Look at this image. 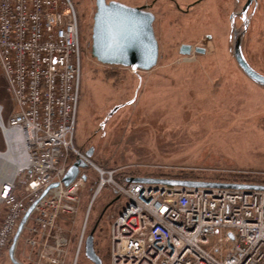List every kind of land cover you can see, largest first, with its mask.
Wrapping results in <instances>:
<instances>
[{
	"label": "built area",
	"instance_id": "built-area-1",
	"mask_svg": "<svg viewBox=\"0 0 264 264\" xmlns=\"http://www.w3.org/2000/svg\"><path fill=\"white\" fill-rule=\"evenodd\" d=\"M0 70L14 105L0 126L6 147L12 135L25 145L21 166L0 183V254L35 202L20 233L32 263L65 264L69 239L58 221L76 214L87 176L79 168L69 184L62 178L79 157L99 177L85 221L105 185L126 198L109 215L108 264H264V190L130 181L154 176L116 175L76 149L80 32L71 0H0Z\"/></svg>",
	"mask_w": 264,
	"mask_h": 264
},
{
	"label": "rangeland",
	"instance_id": "rangeland-1",
	"mask_svg": "<svg viewBox=\"0 0 264 264\" xmlns=\"http://www.w3.org/2000/svg\"><path fill=\"white\" fill-rule=\"evenodd\" d=\"M71 1L80 32L79 100L73 130L76 149L92 148L89 160L116 173L181 174L216 182H222L216 180L218 176L230 173L260 172L264 177V88L239 70L228 51L229 14L241 7L242 0H208L187 12L178 11L167 0H118L131 6L151 4L158 58L145 71L102 64L92 57L95 0ZM252 10L253 6L243 50L247 61L264 74V0H257ZM236 23L240 24L239 19ZM203 35L207 39L203 55L178 52L181 43L200 46ZM13 109L0 70L1 119L5 121ZM11 148L5 151L0 127V151L7 153L1 160L6 166ZM87 164L81 168L87 180L76 214L58 221L69 239L65 264H92L83 253L90 231L101 264H108L109 215L126 203L125 197L116 198L105 185L94 197L85 221L99 180L94 167ZM84 222L83 242L75 260ZM31 253L21 234L14 257L19 264H33ZM0 264L15 263L4 251Z\"/></svg>",
	"mask_w": 264,
	"mask_h": 264
},
{
	"label": "water",
	"instance_id": "water-1",
	"mask_svg": "<svg viewBox=\"0 0 264 264\" xmlns=\"http://www.w3.org/2000/svg\"><path fill=\"white\" fill-rule=\"evenodd\" d=\"M200 1L202 0H197L193 4ZM251 4L254 10L257 0H245L241 7L233 9L229 14L228 51L239 70L253 83L264 88V74L257 71L247 61L243 50L244 36L251 15L247 14V10ZM149 6H151L150 3L142 6H131L118 0H95L91 28L92 57L102 64L125 66L133 70L145 71L151 69L157 62L158 43L153 30L155 16L151 11L147 10ZM237 18L241 20L239 25L236 23ZM206 41V36L203 35L200 46L182 43L178 52L183 55L190 53L199 56L203 55ZM83 154L87 158L91 157L92 148L85 150ZM87 165V162L82 158H74L62 178V183L64 185L69 184L76 177L79 168H84ZM81 177L83 180L86 179L85 174H81ZM128 180L192 187L264 190V185L260 184L223 183L193 179L132 177ZM56 185L57 182L51 183L41 193L40 197L48 189ZM34 204L35 202L27 208L7 249L9 259L15 264H19L14 257L16 243L27 217L33 210ZM83 253L92 264H101V259L94 249L93 231H90L84 239Z\"/></svg>",
	"mask_w": 264,
	"mask_h": 264
},
{
	"label": "bare ground",
	"instance_id": "bare-ground-1",
	"mask_svg": "<svg viewBox=\"0 0 264 264\" xmlns=\"http://www.w3.org/2000/svg\"><path fill=\"white\" fill-rule=\"evenodd\" d=\"M2 124V119H1V115H0V126ZM10 150V160L7 162V166L6 164L3 163V161L1 160V157L4 158L7 153H5V151H8V148L11 147ZM24 141L22 138L16 137V136H11L10 137V142H9V146L7 147V149L4 152L0 151V183L3 181H7L10 180L14 173L18 170V168L21 166L23 160H24ZM6 154V155H5ZM11 166L10 172H8V167Z\"/></svg>",
	"mask_w": 264,
	"mask_h": 264
},
{
	"label": "trees",
	"instance_id": "trees-1",
	"mask_svg": "<svg viewBox=\"0 0 264 264\" xmlns=\"http://www.w3.org/2000/svg\"><path fill=\"white\" fill-rule=\"evenodd\" d=\"M109 76V75H108ZM73 160V158H72ZM116 175H128L124 171L116 173ZM154 177H165V178H176V179H191L189 177L179 175H170L169 173H158L152 174ZM217 178V177H216ZM216 180L226 182V183H244V184H260L264 185V177L259 175L247 174V173H230L223 176H218Z\"/></svg>",
	"mask_w": 264,
	"mask_h": 264
},
{
	"label": "flooded vegetation",
	"instance_id": "flooded-vegetation-1",
	"mask_svg": "<svg viewBox=\"0 0 264 264\" xmlns=\"http://www.w3.org/2000/svg\"><path fill=\"white\" fill-rule=\"evenodd\" d=\"M195 1H197V0H167V2H169L170 4H172L174 6V8L177 9L178 11H180V12H187L189 8H191L195 4H198V3L193 4ZM206 1H208V0H202L200 2L204 3ZM244 2H245V0H242V3H241L240 6H242L244 4ZM142 5H148V3H146V4H140V5H134V6H142ZM250 8L252 9V4L249 6V8L247 10V14H248ZM147 10H149V11H151L153 13L152 8H150V6L147 7ZM237 19H239V18H237ZM239 21L241 23V20L240 19H239ZM186 44H191V43H186ZM191 45H193V44H191ZM179 46H180V44H179ZM179 46H178V50H179ZM193 46H195V45H193Z\"/></svg>",
	"mask_w": 264,
	"mask_h": 264
}]
</instances>
